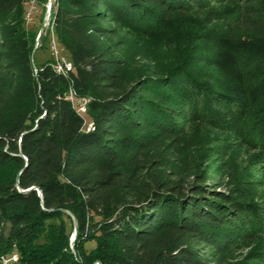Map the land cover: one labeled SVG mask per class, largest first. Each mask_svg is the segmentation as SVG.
I'll return each instance as SVG.
<instances>
[{
  "label": "trees",
  "instance_id": "trees-1",
  "mask_svg": "<svg viewBox=\"0 0 264 264\" xmlns=\"http://www.w3.org/2000/svg\"><path fill=\"white\" fill-rule=\"evenodd\" d=\"M227 1L52 0L43 40L69 53L62 75L52 56L32 62L27 0H0V264H214L264 225L238 196L242 187L221 190L188 164L183 139L189 119L224 125L239 116L253 89L259 115L248 134L264 153V0H233L256 16L254 34L248 43L223 39L242 57L222 77L192 68L216 62L198 54L149 60L141 50L128 65L133 34ZM45 2L37 0V29ZM60 209L75 218L72 247L74 225Z\"/></svg>",
  "mask_w": 264,
  "mask_h": 264
},
{
  "label": "rangeland",
  "instance_id": "rangeland-1",
  "mask_svg": "<svg viewBox=\"0 0 264 264\" xmlns=\"http://www.w3.org/2000/svg\"><path fill=\"white\" fill-rule=\"evenodd\" d=\"M30 1L27 0L25 4L27 13ZM33 4L30 21L26 22L25 28L33 39L32 62L35 66H40L51 56L49 43L52 37L49 42L47 39L44 43L43 38H48L47 31L50 27L43 15L40 27L37 29L41 5L37 3V0H33ZM239 5L240 3L235 4V1L231 0L212 3L204 9L175 13L150 35L133 34L130 49L126 50L127 53L130 51L128 54L129 67L133 69L132 67L141 61L136 52L144 50V56L146 55L145 57L149 60L160 54V58L169 59H174L177 55L192 56L194 54L205 58L212 57L215 63L212 61L205 63L212 62L213 66H206L205 63L196 66L192 62V68L194 66L196 70L205 75L216 73L217 76L222 77V67L233 71L237 68V63L241 64L238 59L242 57V54L236 51L234 46L229 47V42H223V39L226 37L238 42H250L248 39L254 34L250 26L256 17L255 15L244 16L241 12L243 8ZM228 12L236 19L228 20L225 17L230 14ZM243 37L247 39L243 40ZM56 45L58 46L57 43ZM61 55L66 60H70L69 53L62 49ZM249 61L250 64L254 62L253 59ZM258 66L256 63L251 67L247 77H251L252 73L258 74ZM257 79L251 80L252 85L249 89ZM247 93H249L251 104L244 106L239 116L235 114L232 119L226 120L224 125L211 124L195 118L185 121L183 139L186 155L185 153L184 155L189 165L194 164L204 168L213 179L223 183L221 190L225 191L228 186L232 187L234 184L242 187V193L238 196L246 203L245 207L262 215L264 214V153L258 144L251 143L248 134L249 127L255 126L259 115L257 109L254 108L258 103L253 102L258 92L250 89ZM208 146L213 148L208 149ZM204 153L212 155L207 164L202 162L206 157ZM86 245L91 246L92 244ZM213 263L264 264V225L257 226L250 237L238 238L230 248L220 253Z\"/></svg>",
  "mask_w": 264,
  "mask_h": 264
},
{
  "label": "built area",
  "instance_id": "built-area-1",
  "mask_svg": "<svg viewBox=\"0 0 264 264\" xmlns=\"http://www.w3.org/2000/svg\"><path fill=\"white\" fill-rule=\"evenodd\" d=\"M51 4H52V0H46V2L44 3V19L46 17L47 23L49 22V13H50ZM33 8H34V4H33V0H31L29 4L28 17L26 19L27 22L30 21L31 11ZM49 45H50L51 56L53 58L52 68L54 69V71L62 75L68 73L72 69V65L70 61L66 60L61 55L62 48L59 45L51 46V43H49ZM67 98L71 101H74V98L71 93L68 95ZM75 102H76V105L80 106L82 108V111L85 112L87 100L83 98V99L75 100ZM11 259L16 260V256H12ZM3 260L7 262L6 259H3Z\"/></svg>",
  "mask_w": 264,
  "mask_h": 264
},
{
  "label": "water",
  "instance_id": "water-1",
  "mask_svg": "<svg viewBox=\"0 0 264 264\" xmlns=\"http://www.w3.org/2000/svg\"><path fill=\"white\" fill-rule=\"evenodd\" d=\"M41 30H42V27H41ZM31 58H32V53H31ZM39 194V192H37ZM63 213L67 214L70 216V218L72 219V222H73V225H74V228H73V232L71 234V238H70V245L71 247L73 246V243H74V239H75V236H76V229H75V218L73 216L72 213H70L69 211L65 210V209H60Z\"/></svg>",
  "mask_w": 264,
  "mask_h": 264
},
{
  "label": "bare ground",
  "instance_id": "bare-ground-1",
  "mask_svg": "<svg viewBox=\"0 0 264 264\" xmlns=\"http://www.w3.org/2000/svg\"><path fill=\"white\" fill-rule=\"evenodd\" d=\"M29 13V12H28ZM28 13H27V11H26V19H27V17H28ZM50 16V15H49ZM27 21V20H26ZM51 46H57L56 45V41H55V39L52 37V40H51ZM88 102V101H87ZM77 108H78V110L81 112V113H84L83 111H82V108L80 107V106H78L77 105ZM3 264H7V262H5L4 260H3Z\"/></svg>",
  "mask_w": 264,
  "mask_h": 264
}]
</instances>
